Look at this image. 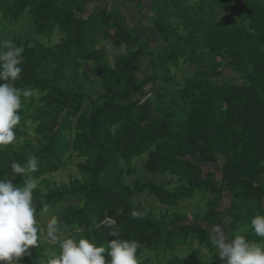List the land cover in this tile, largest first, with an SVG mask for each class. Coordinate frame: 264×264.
<instances>
[{
    "label": "trees",
    "instance_id": "obj_1",
    "mask_svg": "<svg viewBox=\"0 0 264 264\" xmlns=\"http://www.w3.org/2000/svg\"><path fill=\"white\" fill-rule=\"evenodd\" d=\"M99 2L0 0L2 21L28 16L37 36L61 35L50 45L0 27V40L24 48L15 86L33 90L22 97L16 140L0 148V179L23 186L28 177L11 163L39 157L31 174L38 217L47 203L65 237L106 250L112 240H136L139 264H162L147 252L170 253L164 264H223L210 230L225 218L230 238L264 243L251 226L264 215V0ZM133 3L147 22L134 20ZM183 66L195 69L181 79ZM138 158L149 177L168 179L128 182ZM217 163L219 175L205 173ZM71 164L79 176L55 183ZM144 193L160 205L136 200ZM197 195L207 197L204 211L180 210ZM40 243L17 263L43 264Z\"/></svg>",
    "mask_w": 264,
    "mask_h": 264
},
{
    "label": "clouds",
    "instance_id": "obj_2",
    "mask_svg": "<svg viewBox=\"0 0 264 264\" xmlns=\"http://www.w3.org/2000/svg\"><path fill=\"white\" fill-rule=\"evenodd\" d=\"M23 53L24 48L11 39L0 40V146L13 144L16 140L14 129L21 120L22 97L33 95V90L15 86L23 72ZM39 164V157L35 155H29L23 164L11 163L15 174L28 177L23 186H14L7 177L0 179V264H17L31 247L41 244V240L58 243L59 248L50 255L46 251L43 264H139V242L136 240L118 238L107 243L106 250L87 238L65 237L56 215L42 227L33 198L38 180L31 175L38 170ZM48 213L50 206L44 203L39 215ZM131 216L138 219L143 214L134 209ZM113 225L114 221L110 220L108 226ZM251 226L257 236L264 238V215L253 217ZM210 233V242L223 264H264V243L250 242L240 234L230 238L225 228L218 224L212 226ZM110 235L119 237L120 232L113 229Z\"/></svg>",
    "mask_w": 264,
    "mask_h": 264
},
{
    "label": "rangeland",
    "instance_id": "obj_3",
    "mask_svg": "<svg viewBox=\"0 0 264 264\" xmlns=\"http://www.w3.org/2000/svg\"><path fill=\"white\" fill-rule=\"evenodd\" d=\"M113 1H109L108 4L110 5V3H112ZM100 4L106 6V0H100L99 2ZM107 5V6H109ZM140 11H137L135 8V3H133L132 6H130L129 9V13L133 16L134 20H137L138 18H141L142 20H145L147 22V17H139L140 15ZM0 27L3 30V34L7 37H10L12 35H18L21 37H29L31 40H36V39H40L42 41H45L46 43H49L50 45H54L59 43L61 35L58 32H55V34L51 37V40L48 41L47 39L43 38V37H39L36 35V33L33 31V27L32 24L29 20V17L26 16L25 18H23L22 20H20L17 23H10V22H6V21H2L0 19ZM110 53H113L110 50ZM113 54L110 55V58L112 59ZM86 70V72L91 73V65H86V67L84 68ZM195 68H187L186 66H183L181 68V70L179 71V73H181L180 77L181 79H184L189 73H191ZM91 89L94 90V92L99 91L100 90V86L98 85V83H93L91 85ZM28 136L33 138L35 135L34 132V126L32 124H30V122H28ZM4 146H0V148H2ZM135 162L137 163V169H136V173H134L130 178H127L126 180L128 182H132L135 179H141L142 181L149 179V178H154L153 180L155 181H166L168 179V177H149L147 175V173L143 170L142 168V158H138L135 160ZM219 163V162H218ZM208 164L204 167L205 169V173H209V172H215L217 175H219V164ZM74 176H79V172L75 166V164H71L68 167H66L65 169L59 171L58 173L54 174L52 176V180L55 181V183H64L67 182L69 180L70 177H74ZM229 198V196L227 195V199ZM136 200L142 202L143 204H145L146 207H155L157 208L160 204H158L157 202H155L151 197H148L145 193L142 195H139L138 197H136ZM207 200L206 196L203 195H197L195 198L187 201L186 203H184L181 207L180 210L187 212L188 214L192 213V212H202L205 209V202ZM226 208V204L221 203L220 206V211L221 213L224 211V209ZM52 213H49L47 215H43V216H39L38 217V221L39 224L43 227L46 226V223L48 221V219L51 218ZM229 222L228 218H225L224 221V226H227ZM225 228V227H224ZM226 230V229H225ZM69 236V235H67ZM70 237V236H69ZM42 244L46 245V251H49L51 254L54 252H58L59 248H58V243H53V242H49L47 240H42ZM189 246V245H186ZM181 248V247H179ZM187 248L184 247L183 250ZM147 256H152L154 260L157 261H161L162 264L166 263V259L167 257L170 255V253H165L162 254L160 257H155L154 254L152 252H147L146 253ZM19 264V263H17Z\"/></svg>",
    "mask_w": 264,
    "mask_h": 264
}]
</instances>
